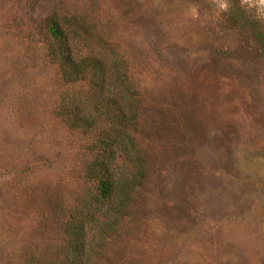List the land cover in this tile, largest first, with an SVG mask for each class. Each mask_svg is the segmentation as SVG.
Here are the masks:
<instances>
[{"label": "rangeland", "instance_id": "374dc122", "mask_svg": "<svg viewBox=\"0 0 264 264\" xmlns=\"http://www.w3.org/2000/svg\"><path fill=\"white\" fill-rule=\"evenodd\" d=\"M54 13L106 31L146 93L150 175L95 264H264V56L210 0H0V264H23L50 232L51 200L80 185L74 138L52 115Z\"/></svg>", "mask_w": 264, "mask_h": 264}, {"label": "trees", "instance_id": "16d2710c", "mask_svg": "<svg viewBox=\"0 0 264 264\" xmlns=\"http://www.w3.org/2000/svg\"><path fill=\"white\" fill-rule=\"evenodd\" d=\"M223 15V25L264 56V22L240 3ZM42 34L46 59L59 79L52 115L74 138L80 185L51 200L40 219L50 232L32 243L23 264H95L126 234L150 175L141 119L146 93L121 49L87 17L54 13Z\"/></svg>", "mask_w": 264, "mask_h": 264}, {"label": "clouds", "instance_id": "9594fccd", "mask_svg": "<svg viewBox=\"0 0 264 264\" xmlns=\"http://www.w3.org/2000/svg\"><path fill=\"white\" fill-rule=\"evenodd\" d=\"M215 11L219 14L227 13L232 7L231 0H210ZM240 7L253 13V18L264 22V0H240ZM188 15L192 19L199 17V8L195 5L190 6Z\"/></svg>", "mask_w": 264, "mask_h": 264}]
</instances>
